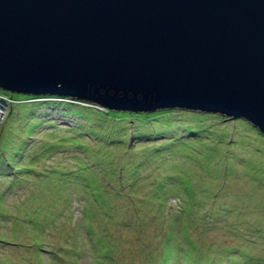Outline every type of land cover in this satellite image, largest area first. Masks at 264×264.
<instances>
[{
  "label": "rangeland",
  "instance_id": "1",
  "mask_svg": "<svg viewBox=\"0 0 264 264\" xmlns=\"http://www.w3.org/2000/svg\"><path fill=\"white\" fill-rule=\"evenodd\" d=\"M29 96L13 93L0 128V264H264V133L251 122L181 107L90 118L107 109L21 106Z\"/></svg>",
  "mask_w": 264,
  "mask_h": 264
},
{
  "label": "water",
  "instance_id": "2",
  "mask_svg": "<svg viewBox=\"0 0 264 264\" xmlns=\"http://www.w3.org/2000/svg\"><path fill=\"white\" fill-rule=\"evenodd\" d=\"M0 88L264 133V0H0Z\"/></svg>",
  "mask_w": 264,
  "mask_h": 264
},
{
  "label": "trees",
  "instance_id": "3",
  "mask_svg": "<svg viewBox=\"0 0 264 264\" xmlns=\"http://www.w3.org/2000/svg\"><path fill=\"white\" fill-rule=\"evenodd\" d=\"M11 92L9 91V90H7V89H2V88H0V95H5V96H7V97H11V94H10ZM45 98V99H47V98H50V97H52V98H55V97H58L57 95H52V94H45V95H31V96H29V97H27V98H25V100H33L32 102H23L22 104H21V106H25L26 104H36V103H38V98ZM85 109V108H84ZM88 112L87 113H85V115L86 116H88V117H93V114L95 113V115L97 116V117H100L101 119H106L107 117H110V116H118V117H124V116H127V117H129V116H133V117H154V116H161V115H165V114H168V113H172V111H171V109L169 110V109H163V110H160V111H158V112H155V111H153V112H132V113H130L129 111H116V110H112V109H107V110H96V109H86ZM77 113H79L80 112V110H77L76 111ZM132 120V119H131ZM40 122V120L38 121V123ZM142 124H146L145 122H142ZM131 129H133V128H130V130ZM189 131H194V130H196V128H193V127H188L187 128ZM160 131H163V132H166V131H164V130H154V131H146L145 133L144 132H142V129H138V128H134V130L133 131H131L132 132V136L134 135V137H137V136H145V135H150V134H152V133H154L153 135H155L157 132H160ZM170 140V139H169ZM169 140H167L168 142H170ZM34 149H35V151L37 150V151H39V150H41V152H42V154L43 155H45L46 156V154H45V152L43 151V149H42V147H41V144H39L38 146H36V147H34V148H31L30 149V151L32 150V152L31 153H33L34 152ZM24 154V153H23ZM12 160V159H11ZM3 165L5 166V167H7L8 166V163H6V161L5 162H3ZM25 166V165H24ZM27 176V175H26ZM23 176L22 175H20V178H22ZM7 214H9V213H7ZM194 264H201L199 261H196Z\"/></svg>",
  "mask_w": 264,
  "mask_h": 264
},
{
  "label": "clouds",
  "instance_id": "4",
  "mask_svg": "<svg viewBox=\"0 0 264 264\" xmlns=\"http://www.w3.org/2000/svg\"><path fill=\"white\" fill-rule=\"evenodd\" d=\"M3 89V88H2ZM10 91V90H9ZM11 92V97H7L5 95H0V99L2 100V102L5 104L4 105V109L1 110L0 112L3 111V114L0 115V128L4 125L5 123V118L7 116V114L11 111V109L13 108L14 104L17 102L16 99L13 98V91H10ZM28 94H31V95H45V94H52V95H57L58 97H55V98H67V97H70L72 99H81V98H77V97H72V96H66V95H62V94H58V93H44V94H32V93H28ZM52 98V97H50ZM38 99H45V98H38ZM5 100V101H4ZM83 101H88V100H84V99H81ZM29 100H24L23 102H27ZM88 102H91L92 104H97L99 105L98 103H95L93 101H88ZM100 107H103L101 105H99ZM179 107V106H178ZM105 108V107H103ZM174 108V107H173ZM181 108H185V107H181ZM105 109H108V108H105ZM163 109H171V108H163ZM186 109H192V108H186ZM113 110V109H112ZM193 110H197V109H193ZM116 111H121V110H116ZM125 111V110H123ZM128 111V110H127ZM197 111H204V110H197ZM131 112H136V111H131ZM141 112H153V110L151 111H141ZM205 112V111H204ZM209 112H212V111H209ZM219 113V112H218ZM232 117V116H230ZM234 118V117H232ZM234 119H238V118H234ZM244 119V118H243ZM248 121V120H247ZM258 128V127H257ZM259 129V128H258ZM260 130V129H259ZM261 131V130H260ZM262 132V131H261Z\"/></svg>",
  "mask_w": 264,
  "mask_h": 264
},
{
  "label": "built area",
  "instance_id": "5",
  "mask_svg": "<svg viewBox=\"0 0 264 264\" xmlns=\"http://www.w3.org/2000/svg\"><path fill=\"white\" fill-rule=\"evenodd\" d=\"M1 114H3V111H2V112H0V115H1Z\"/></svg>",
  "mask_w": 264,
  "mask_h": 264
}]
</instances>
